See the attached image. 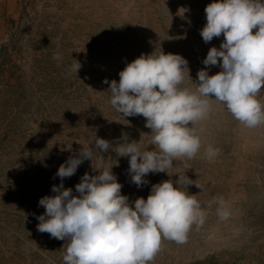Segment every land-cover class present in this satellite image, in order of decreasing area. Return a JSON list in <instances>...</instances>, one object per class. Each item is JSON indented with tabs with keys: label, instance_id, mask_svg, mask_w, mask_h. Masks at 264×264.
I'll return each mask as SVG.
<instances>
[{
	"label": "rangeland",
	"instance_id": "1",
	"mask_svg": "<svg viewBox=\"0 0 264 264\" xmlns=\"http://www.w3.org/2000/svg\"><path fill=\"white\" fill-rule=\"evenodd\" d=\"M212 2L0 0V264H64L66 241L37 230L45 212L39 200L55 195L59 166L83 146L93 149L92 161L63 180L74 194L86 172L99 174L93 168L112 167L130 202L179 175L201 186L187 190L206 212L203 224L192 226L184 244L162 239L150 264H264V124L246 127L210 100L209 114L194 126L201 140L196 157L174 160L168 173H149L141 187L131 182L129 157L94 148L96 137L115 146L126 133L141 150L155 149L144 117H124L111 106L110 82L141 54L162 49L188 61L185 86L195 91L203 59L224 39L205 43L200 35ZM219 71L212 66L209 75ZM258 98L264 104V91ZM209 145L219 149L211 162ZM220 198L227 219L217 213Z\"/></svg>",
	"mask_w": 264,
	"mask_h": 264
},
{
	"label": "clouds",
	"instance_id": "2",
	"mask_svg": "<svg viewBox=\"0 0 264 264\" xmlns=\"http://www.w3.org/2000/svg\"><path fill=\"white\" fill-rule=\"evenodd\" d=\"M205 14L203 41L221 35L224 39L203 59L205 68L197 72L195 91L185 86V75L190 77L188 61L162 49L141 54L119 72L118 82H110L111 106L124 117H144L155 149L141 150L126 133L115 146L96 137L94 148L100 154L115 149L119 157H129L128 172L137 187L148 183L149 173H168L174 160L196 157L201 140L194 126L207 117L212 99L246 127L264 124V104L258 98L264 91V0H213ZM53 59H61V54L55 53ZM217 65L220 71L209 75L210 67ZM80 67L77 61L73 70L77 73ZM218 154L211 145L205 150L210 162ZM92 158L93 149L84 146L70 156L55 174L61 180L52 187L55 195L39 200L45 212L37 217V230L66 241L64 264H150L162 239L184 244L192 226L203 224L206 212L188 193L194 182L186 175L153 184L146 199L131 202L122 194L123 185L112 167L93 168L97 175L86 172L75 185L76 194L65 188L63 180ZM215 202L218 215L227 219L230 213L224 200Z\"/></svg>",
	"mask_w": 264,
	"mask_h": 264
}]
</instances>
